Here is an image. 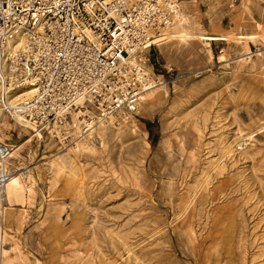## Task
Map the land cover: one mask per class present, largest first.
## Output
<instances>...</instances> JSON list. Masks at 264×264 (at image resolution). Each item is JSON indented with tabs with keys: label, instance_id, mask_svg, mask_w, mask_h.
<instances>
[{
	"label": "rangeland",
	"instance_id": "374dc122",
	"mask_svg": "<svg viewBox=\"0 0 264 264\" xmlns=\"http://www.w3.org/2000/svg\"><path fill=\"white\" fill-rule=\"evenodd\" d=\"M178 3L137 114L67 141L8 117L0 264H264V0Z\"/></svg>",
	"mask_w": 264,
	"mask_h": 264
},
{
	"label": "built area",
	"instance_id": "2783aa9c",
	"mask_svg": "<svg viewBox=\"0 0 264 264\" xmlns=\"http://www.w3.org/2000/svg\"><path fill=\"white\" fill-rule=\"evenodd\" d=\"M177 9L178 0H0L3 113L63 141L73 137L74 115L84 133L92 113L99 123L134 116L159 83L152 49L175 26ZM11 152L0 140V206Z\"/></svg>",
	"mask_w": 264,
	"mask_h": 264
},
{
	"label": "bare ground",
	"instance_id": "6f19581e",
	"mask_svg": "<svg viewBox=\"0 0 264 264\" xmlns=\"http://www.w3.org/2000/svg\"><path fill=\"white\" fill-rule=\"evenodd\" d=\"M176 24L174 26L177 27L178 29H181V27L185 24V21H186V18L183 16V14H181V12L179 11V9H177L176 11ZM187 17V16H186ZM179 31V30H178ZM183 31V30H182ZM180 32V31H179ZM210 39V38H209ZM23 42V41H22ZM22 42L20 41L18 44H17V47L16 49H18L21 45H22ZM12 50H13V46H12ZM158 85V84H157ZM162 85V84H161ZM159 86V85H158ZM156 87V86H155ZM153 89V88H152ZM149 90L146 92L145 95H142V100L143 102L146 101L147 102V96L151 95L154 91ZM35 91H32V92H26L24 95H21V97H25V96H29L30 94H33ZM8 115H5L2 111V108L0 106V131H4V129L6 128H9L10 129V125L12 126L11 122L8 120ZM76 118V117H75ZM10 119H13V120H16L17 123L22 127L23 130L27 131L28 130H32L33 133H37V135L41 136V133H38L37 131L33 130V128L31 126H29L28 124L26 123H23L21 121H19L18 119L16 118H11ZM77 119V118H76ZM113 119V118H111ZM109 120V122H112V120ZM81 122V121H80ZM104 123V122H103ZM96 124V123H95ZM93 125V124H92ZM95 126V125H94ZM78 128V127H77ZM81 132V131H80ZM93 132V131H92ZM110 133V131H109ZM97 137V136H96ZM29 139V138H28ZM31 140V139H30ZM14 147V146H13ZM20 148V147H19ZM11 159H12V152H11ZM33 175V174H32ZM28 179V178H27ZM29 186V185H28ZM24 186L22 185L21 183V179H20V176L16 175L15 173L12 174V177H11V180L10 182L8 183L7 185V188H6V199L10 202V203H13L14 201H17L18 199H20L23 194H24ZM5 205V203H4ZM12 205V204H11ZM3 206V205H2ZM6 213V212H5ZM4 213V214H5ZM6 215V214H5ZM5 218V217H4ZM6 220V219H5ZM7 255V254H6ZM5 256V253L3 251V257ZM2 264H6L5 262V259L2 261Z\"/></svg>",
	"mask_w": 264,
	"mask_h": 264
}]
</instances>
